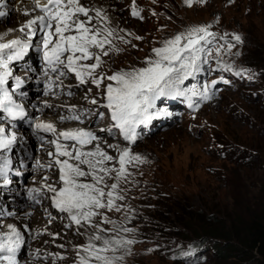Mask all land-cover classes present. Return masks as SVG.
I'll list each match as a JSON object with an SVG mask.
<instances>
[{"label":"rangeland","instance_id":"obj_1","mask_svg":"<svg viewBox=\"0 0 264 264\" xmlns=\"http://www.w3.org/2000/svg\"><path fill=\"white\" fill-rule=\"evenodd\" d=\"M143 1L154 8L159 2L164 5L151 46L186 34L193 27L211 26L208 31L214 35L197 45L206 50L197 62L199 70L180 85L196 91H204L207 85L211 98L193 96V107H189L187 97H161L149 110L153 118L140 125L144 129L137 131L135 143L111 136L124 145L115 150L102 146L115 157L125 147L142 157V162L126 166L130 174L121 182L133 195L136 217L128 227L132 231L122 232L105 223L101 226L110 231L102 235L134 241L108 253L117 258L116 264H218L209 253L189 249L194 235L181 236L178 222L197 214L247 216L258 208L264 177V0H192L191 5L186 0ZM12 4L18 11L19 6ZM30 7L27 3L23 10L30 12ZM5 18L0 22L10 29ZM233 34L241 36L243 42H236ZM61 79L67 88L87 86L76 78ZM46 101L51 104L53 99ZM99 103L104 104V100ZM157 111L167 114L157 116ZM107 118L110 115H98L91 126ZM79 122L75 125L84 127ZM25 147L30 149L34 144L31 141ZM89 230L91 235L97 232L95 228Z\"/></svg>","mask_w":264,"mask_h":264},{"label":"snow or ice","instance_id":"obj_2","mask_svg":"<svg viewBox=\"0 0 264 264\" xmlns=\"http://www.w3.org/2000/svg\"><path fill=\"white\" fill-rule=\"evenodd\" d=\"M186 3L191 5L192 0H186ZM4 6L3 0H0V8ZM36 8L44 14L33 16L21 25L19 31L24 35V39L5 40L8 33L0 35V111L6 113L10 120L23 119L27 115L24 104L14 98L15 90L21 87L23 78L13 76L11 65L24 57L37 38L38 43L35 47L42 52V58L47 66L43 73L45 77H48L45 81L44 94L48 95L54 88L61 87V77L67 78L71 74L75 75L80 84L90 82L100 87L105 80L109 81L104 85L102 97L104 104L101 106L109 110L110 119L114 122L113 127L120 130L125 141L135 143L138 139L137 127L147 124L153 118L149 110L156 107L155 102L161 97H187L189 107H193V96H200L204 100L211 98L207 85L204 91L180 87L188 77L199 70L197 62L201 60V53L206 50L203 46L197 45H200V42L206 40L208 36L214 35L208 31L210 25L193 27L188 33L177 34L174 38L165 41L162 47L152 49L155 55L145 58L143 67L105 75L104 73L96 74V69L103 63L101 57L107 56L113 50L111 47L105 49L106 44L111 45L109 37L113 33L106 28L101 30L93 24L94 19H107L100 9L87 8L81 0H47L46 3L34 0L33 11ZM93 11L96 15H89ZM24 14L30 15L28 11ZM132 14L140 15L135 10ZM6 15H8L7 12L0 10V18ZM81 16L84 19H81ZM104 32L107 35H104ZM233 39L238 43L243 42L241 36L237 34H233ZM182 41L185 42L182 43ZM90 60L94 62L86 63ZM49 72L55 74L54 78L49 76ZM10 78L15 81L11 90ZM212 83L215 84L216 81ZM90 103L99 104L96 98H92ZM44 106L52 107L47 101L44 102ZM75 109V105L69 106L70 113H74ZM166 114L159 111L155 113L157 116ZM99 115L103 116V113ZM59 119L82 122L81 115L78 114L60 116ZM34 128L45 133H52L54 137L46 141L54 148L53 151L48 152V156L52 159L47 167L57 168L60 186L44 185L48 192L52 193L49 197L52 205L61 213H66L68 219L75 225L82 226L86 223L97 229V232L89 237L90 242L80 246L85 255L77 252L79 264H116L117 258L109 256L108 253L116 252L119 247L130 245L134 241L115 237L105 238L102 233L110 230L103 228L101 224L111 223V221L100 210L113 208L116 211L120 210L115 203L116 199H124L116 191L120 187L119 181L122 178L126 179L130 174L126 166L133 161L142 162V157L139 154H133L128 147L121 149L118 157L110 155L101 147L99 137L84 128L57 131L53 122L35 123ZM41 139L44 138L41 137ZM17 141L14 131H9L0 125V177H4L5 184L9 183L7 175L11 161L2 153L5 150H11ZM66 141L73 143H65ZM107 147L119 149V145L107 144ZM114 161L116 163H110ZM44 179L47 180V177ZM108 180L115 182L109 185ZM105 189L108 190L105 191ZM38 191L40 189L28 190L29 198L37 203L40 201L33 196V192ZM97 216L101 217V224L93 223V217ZM67 226L71 227L72 224ZM24 227L27 228L26 225ZM8 229V231H0V262L20 264L18 254L24 245L23 233L15 225H8ZM122 230L132 231L127 228ZM77 231L79 233V227ZM97 241L100 243H96Z\"/></svg>","mask_w":264,"mask_h":264},{"label":"bare ground","instance_id":"obj_3","mask_svg":"<svg viewBox=\"0 0 264 264\" xmlns=\"http://www.w3.org/2000/svg\"><path fill=\"white\" fill-rule=\"evenodd\" d=\"M96 1L98 2L97 5L93 2V0H81L83 5L87 8L100 9L102 15L107 17L106 20L99 18L94 19L93 24L101 30L106 28L113 33V35L109 37L111 45H105V49L111 47L113 50L110 51L107 56L101 57L103 63L100 68L96 69V74L104 73L105 75H112L113 73L121 70H129L145 66V58L153 57L155 55L152 49L159 48L164 45V42L161 41V43L159 42L156 45H150V43L154 42L153 40L155 39L153 37L155 24H158V21L162 19L164 15L163 3L159 2L158 7L154 8L145 4L143 0ZM13 2L17 4V7L19 6L18 11L13 8ZM3 3L5 5L3 7V11L8 13V15H6L5 22L11 25L10 29L13 31L9 32L8 30L10 29H7L4 22L1 21L0 35L7 32L8 35L5 37V40L14 38L24 39V35L19 31V29L21 25L25 24V22L29 19V15L24 14L25 11L23 10V5L27 3L31 5V1L3 0ZM125 8L126 10L123 11L122 9ZM133 10L138 11L140 15L134 16L132 14ZM29 11V13H33V5H31ZM93 12L89 13V15L93 16ZM103 34L107 35L106 32ZM121 37L123 39H121ZM137 37H142V39H137ZM116 49H118V51ZM35 61L36 59H34L33 64H35ZM92 62L94 61H86V63ZM19 71L22 74L27 73V71L19 70V68L16 69L15 73H18ZM23 78L27 88H31L33 86V82H31L30 76L23 75ZM69 78L76 77L74 74H71L66 79ZM107 83H109V81L105 80L103 84ZM103 91L104 85H100V87H93L90 82L87 83V86L85 87L70 85V87L67 88L65 84H62L58 90L54 91L55 94H57L56 98L50 97L49 94L47 95L45 99H53V101L51 103L52 107L49 108L45 106V109L50 115L57 117L68 116L70 114L81 115V120L84 125L82 128L89 129L88 127L90 126L97 132V137H99V135H103V137H99L101 147H107V144L119 146L120 144L124 145L122 140L120 142L119 140H113L110 138L111 136H117L119 138L122 136L121 133H117L116 128L113 127L114 122L111 121L110 118L105 119V122L103 121L99 125L94 127L91 126V124L97 120L100 113H103V116L109 117V110L102 107L101 105L103 104L99 103L98 105H93L90 103L92 98H96L98 102L100 99H103ZM68 92L73 94L66 96ZM85 97H87V99H85ZM29 100L37 103V99L29 98ZM29 105H32V103ZM71 105L76 106L74 113L69 112V106ZM89 116L91 118H88ZM77 122L79 121L67 120L66 126L68 127L66 129H72L73 127L81 128V126L78 127V124L75 125ZM62 124H65V122H62ZM143 129L142 126H139L137 131ZM27 134L30 137L33 135L29 131ZM27 144L28 143L17 142L14 145V162L26 160L22 149ZM27 148H29V145ZM111 149L115 150L117 148ZM17 151L20 152L18 153ZM38 157H40L39 154L36 155L35 161H38ZM47 180L50 184L57 187L60 186L58 183L59 175L55 166L50 169ZM113 182L115 181H107L109 185ZM121 182L122 179L119 181L120 187L116 191L120 196H123L124 199H116L115 201L116 206L119 207L120 210L116 211L115 208H113L111 210L101 209L100 211L107 216L108 220L111 221L110 224H112L116 230L124 232L122 229H128V227L132 226V221L136 217V210H133V195L126 192L122 188ZM107 190L108 189H105V191ZM34 196L38 197L36 195ZM50 196L51 195L47 193L45 196L40 197L38 199L40 201L39 203L34 202V200L30 198L22 199L21 202L23 204L26 202L30 211H24V213L19 215L18 218L14 215L17 214L15 212L12 213L11 216H8L4 220L0 221H7L9 224L15 225L23 233V237L25 238L23 246L24 248L28 246V249L22 250L20 264H79L77 252H80L81 255H85L80 246L87 245L90 242L89 237L92 235L89 228L93 227L86 223L82 224V226L75 225L68 219V215L66 213H61L52 205V202L49 199ZM14 201V204L12 202L7 203L8 210L10 208H16V204L18 202L16 200ZM2 206L3 204L0 203V208ZM143 206L146 207L144 204ZM12 212H14V210H12ZM70 223L72 226L68 227L67 225ZM93 223L101 224V217H93ZM0 224L4 227L3 223ZM25 225L27 228L24 227ZM44 225L46 226L44 227ZM101 225L105 226V223ZM78 227L79 233L77 231ZM41 229L43 231H41ZM60 245H63V247H60ZM37 250H39V252H37ZM44 254H46V256H44Z\"/></svg>","mask_w":264,"mask_h":264},{"label":"trees","instance_id":"obj_4","mask_svg":"<svg viewBox=\"0 0 264 264\" xmlns=\"http://www.w3.org/2000/svg\"><path fill=\"white\" fill-rule=\"evenodd\" d=\"M178 224L181 236L194 235L189 249L209 253L218 264H264V177L258 208L247 216L197 214Z\"/></svg>","mask_w":264,"mask_h":264}]
</instances>
